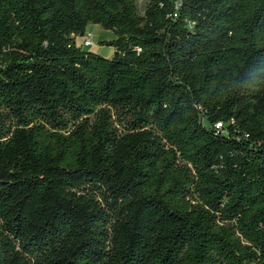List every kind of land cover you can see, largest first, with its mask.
<instances>
[{
    "label": "trees",
    "instance_id": "obj_1",
    "mask_svg": "<svg viewBox=\"0 0 264 264\" xmlns=\"http://www.w3.org/2000/svg\"><path fill=\"white\" fill-rule=\"evenodd\" d=\"M0 264H264V0H0Z\"/></svg>",
    "mask_w": 264,
    "mask_h": 264
},
{
    "label": "rangeland",
    "instance_id": "obj_2",
    "mask_svg": "<svg viewBox=\"0 0 264 264\" xmlns=\"http://www.w3.org/2000/svg\"><path fill=\"white\" fill-rule=\"evenodd\" d=\"M148 1L149 0H137L138 6L142 12ZM87 31L92 34L93 38V45L88 50L103 55L107 58L112 57L114 49L108 45H104L102 42L114 38V33L110 30L103 29L99 24H90L87 27ZM76 41L78 44H82V35L77 36Z\"/></svg>",
    "mask_w": 264,
    "mask_h": 264
},
{
    "label": "built area",
    "instance_id": "obj_3",
    "mask_svg": "<svg viewBox=\"0 0 264 264\" xmlns=\"http://www.w3.org/2000/svg\"><path fill=\"white\" fill-rule=\"evenodd\" d=\"M83 37V43L79 44L83 47H91L93 45V38H92V34L90 32H88L87 30L82 34ZM221 124H219L220 126Z\"/></svg>",
    "mask_w": 264,
    "mask_h": 264
},
{
    "label": "water",
    "instance_id": "obj_4",
    "mask_svg": "<svg viewBox=\"0 0 264 264\" xmlns=\"http://www.w3.org/2000/svg\"><path fill=\"white\" fill-rule=\"evenodd\" d=\"M83 33H81V35H82Z\"/></svg>",
    "mask_w": 264,
    "mask_h": 264
}]
</instances>
